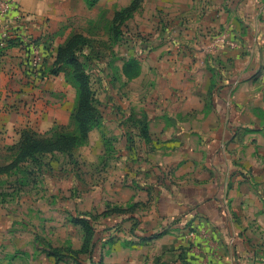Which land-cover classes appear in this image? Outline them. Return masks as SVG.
<instances>
[{"label":"crops","instance_id":"obj_1","mask_svg":"<svg viewBox=\"0 0 264 264\" xmlns=\"http://www.w3.org/2000/svg\"><path fill=\"white\" fill-rule=\"evenodd\" d=\"M133 2L0 0V41L38 40L48 70L40 82L22 48L0 54V168L25 131L76 132L79 88L53 73L57 52L71 24ZM135 21L153 49L135 74L101 73L110 95L74 160L55 151L0 176L24 186L0 198V264H264V0H139ZM76 219L95 229L87 251Z\"/></svg>","mask_w":264,"mask_h":264},{"label":"rangeland","instance_id":"obj_2","mask_svg":"<svg viewBox=\"0 0 264 264\" xmlns=\"http://www.w3.org/2000/svg\"><path fill=\"white\" fill-rule=\"evenodd\" d=\"M137 1L139 3V0ZM137 11H139V6L128 15L122 17L120 16V11L115 14H109L106 7H102L98 11L96 23H81L76 26L75 24H71L70 27L72 30L66 41L60 46V48H64L68 43L69 45L72 44L76 48L75 57L86 68L89 67L88 71L91 72L89 75V77L91 76L90 80L96 85L94 92L95 98L97 94L100 98L105 93L110 95L111 88H106L107 90H105V88L97 86L103 80L101 73H105L104 69L109 68L116 75L122 64H125L124 67H126L132 64L138 65L140 62L147 60L153 49L150 34L143 35L137 30L138 23L135 21V13ZM79 36L82 37L83 42L77 39ZM110 74L108 78L112 77ZM114 80L116 81L117 77ZM72 128L69 129V133L72 132ZM74 153L73 151L66 154L70 159L74 160ZM2 186L3 184L0 182V198L4 197V200L6 199L5 197L9 196L7 194L19 191V195L24 189V186L15 185L14 183L13 186L7 187L6 189H3ZM8 201L10 199L6 200V202Z\"/></svg>","mask_w":264,"mask_h":264},{"label":"trees","instance_id":"obj_3","mask_svg":"<svg viewBox=\"0 0 264 264\" xmlns=\"http://www.w3.org/2000/svg\"><path fill=\"white\" fill-rule=\"evenodd\" d=\"M139 3L137 0L133 4L123 11L120 12V16L128 15L133 10L137 9ZM137 7V8H136ZM119 14V13H118ZM83 42L82 37H78ZM17 46L14 40L9 41L8 49ZM76 56V48L69 43L66 47L59 48L56 55L55 69L53 73L57 75L62 67H66L71 72L73 79L75 80L79 88V103L74 113L75 119V133H69L63 131L55 135L51 139L40 138L30 131H25L22 137V143L20 147V153L16 162L11 167L0 168V175L9 174L15 166L19 163H23L32 159L34 164L41 166L39 158L46 155L47 153H54L55 151L68 153L73 152L78 145L85 143L89 131L99 121L98 109L95 106V94L92 91L91 80L87 74V68ZM137 64L127 65L125 71L128 75L135 74ZM133 71V73H130ZM144 133V130H143ZM71 136V137H69ZM19 191H16L18 193ZM114 212H120L121 210L113 209ZM107 211L105 214L109 213ZM74 223L81 225L85 233V250L87 251L92 246V237L95 233L94 227L91 226L88 219H76ZM49 255L62 258L64 257L60 250L52 249L49 250ZM74 257V256H72ZM79 264V263H78Z\"/></svg>","mask_w":264,"mask_h":264},{"label":"built area","instance_id":"obj_4","mask_svg":"<svg viewBox=\"0 0 264 264\" xmlns=\"http://www.w3.org/2000/svg\"><path fill=\"white\" fill-rule=\"evenodd\" d=\"M4 11L9 10L8 4H2ZM23 17L19 16L16 22H20ZM14 40L18 47L22 48L26 53V67L28 73L43 82L48 76L46 59L43 57L40 51V45L38 40L24 35L15 34H6L3 39L0 41V54H5L8 51L9 41Z\"/></svg>","mask_w":264,"mask_h":264}]
</instances>
